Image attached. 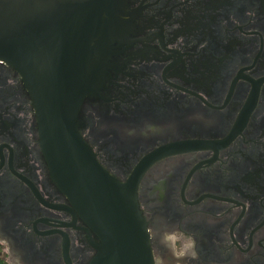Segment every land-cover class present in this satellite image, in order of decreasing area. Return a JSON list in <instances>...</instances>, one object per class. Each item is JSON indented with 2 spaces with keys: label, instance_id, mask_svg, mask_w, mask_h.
Returning a JSON list of instances; mask_svg holds the SVG:
<instances>
[{
  "label": "flooded vegetation",
  "instance_id": "flooded-vegetation-1",
  "mask_svg": "<svg viewBox=\"0 0 264 264\" xmlns=\"http://www.w3.org/2000/svg\"><path fill=\"white\" fill-rule=\"evenodd\" d=\"M124 12L126 37L82 100V137L119 180L141 168L154 264H177L161 243L174 229L197 242L180 264H264V0H126ZM0 237L24 264H87L99 242L52 181L29 95L2 61Z\"/></svg>",
  "mask_w": 264,
  "mask_h": 264
},
{
  "label": "water",
  "instance_id": "water-1",
  "mask_svg": "<svg viewBox=\"0 0 264 264\" xmlns=\"http://www.w3.org/2000/svg\"><path fill=\"white\" fill-rule=\"evenodd\" d=\"M125 2L0 0V61L29 95L52 181L99 237L87 264H154L135 194L141 168L119 180L78 129L83 98L99 92L126 37Z\"/></svg>",
  "mask_w": 264,
  "mask_h": 264
},
{
  "label": "clouds",
  "instance_id": "clouds-1",
  "mask_svg": "<svg viewBox=\"0 0 264 264\" xmlns=\"http://www.w3.org/2000/svg\"><path fill=\"white\" fill-rule=\"evenodd\" d=\"M148 131L155 133L157 129L154 126H149L143 134L147 135ZM129 134L134 135L135 132L132 131ZM161 243L168 248L177 264L186 259L195 260L198 258L196 239L184 231L177 229L165 231L161 237ZM0 246H3L8 254V264H24V260L18 251L14 254V249L7 237H0ZM158 264H164V261L161 259Z\"/></svg>",
  "mask_w": 264,
  "mask_h": 264
},
{
  "label": "trees",
  "instance_id": "trees-1",
  "mask_svg": "<svg viewBox=\"0 0 264 264\" xmlns=\"http://www.w3.org/2000/svg\"><path fill=\"white\" fill-rule=\"evenodd\" d=\"M0 264H6V263L0 258Z\"/></svg>",
  "mask_w": 264,
  "mask_h": 264
},
{
  "label": "crops",
  "instance_id": "crops-1",
  "mask_svg": "<svg viewBox=\"0 0 264 264\" xmlns=\"http://www.w3.org/2000/svg\"><path fill=\"white\" fill-rule=\"evenodd\" d=\"M6 263L8 264V261Z\"/></svg>",
  "mask_w": 264,
  "mask_h": 264
}]
</instances>
